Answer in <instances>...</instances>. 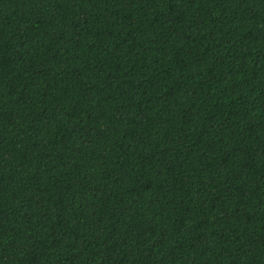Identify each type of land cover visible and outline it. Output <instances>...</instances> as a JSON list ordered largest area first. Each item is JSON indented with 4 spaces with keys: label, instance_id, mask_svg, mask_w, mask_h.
<instances>
[{
    "label": "trees",
    "instance_id": "1",
    "mask_svg": "<svg viewBox=\"0 0 264 264\" xmlns=\"http://www.w3.org/2000/svg\"><path fill=\"white\" fill-rule=\"evenodd\" d=\"M0 264H264V0H0Z\"/></svg>",
    "mask_w": 264,
    "mask_h": 264
}]
</instances>
